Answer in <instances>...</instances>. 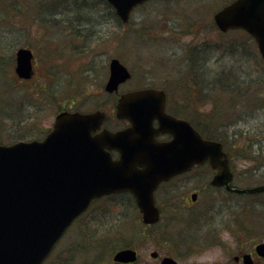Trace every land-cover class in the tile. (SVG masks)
Listing matches in <instances>:
<instances>
[{
  "label": "rangeland",
  "instance_id": "obj_1",
  "mask_svg": "<svg viewBox=\"0 0 264 264\" xmlns=\"http://www.w3.org/2000/svg\"><path fill=\"white\" fill-rule=\"evenodd\" d=\"M24 1L26 0H0V70L2 71L0 73V107L7 108L12 101H19L21 95V98L25 96L41 110L36 113V118L21 126L19 130L13 128L12 123L8 125V119L0 118V142L4 144L12 142L15 137L25 133L27 139L35 138L39 136V128L40 130L41 127L51 128L57 111L63 110L67 107L66 104H70L65 103L66 100L77 99L78 108L96 110L105 99L109 98L105 94L99 95V92L106 84L109 63L114 57L120 59L132 72L131 80L121 88L125 90L145 85L161 87L166 80L176 79L173 71L174 62L191 44L194 46L197 44L200 47L206 45L208 48L205 46V51H219V30L214 25L213 15L225 0L149 2L134 11L128 25L119 24V27L116 20L112 18L107 21L104 18L99 20L98 16L97 23L100 26L94 28L95 34L90 40L84 39L83 42L80 36L64 29L66 22L57 20L61 19V15L42 14L46 16V19L51 18L50 21H43L39 12H32L33 4L30 3V8ZM37 1L39 0H31L33 3ZM20 3L22 7L18 10L17 4ZM49 3L55 4V1L51 0L47 4ZM48 8L49 6L42 7L43 10ZM65 12L67 17L72 18L71 16L74 15L71 12ZM58 25L63 28V31L57 27ZM183 32L189 34L182 35ZM232 35L239 37L237 34ZM229 38L231 35L222 38L223 43H230ZM242 43L241 40L237 42V44ZM20 47L35 49L37 55V60L34 62L35 79L28 83L14 80L15 52ZM245 47L247 48L245 52L230 54L222 53L223 50H221L209 56L214 58L213 61L218 57V61L223 59L235 63L239 65V69L249 72L248 77L252 79V82L255 81L258 87L257 90L254 87L252 91L253 96L256 97L254 104L257 103V106L253 104L250 106L254 112L250 114L249 110L244 109L245 102L244 104L241 102L249 98L243 97V100L235 92H224L225 94L220 93L219 96L220 91L217 92L218 97L214 100L210 98L209 102L199 105L197 109L203 117L208 115L210 119H214V115L219 117L217 120L219 133L235 134L238 151L232 153V163L236 173L234 184L238 188L264 184V82H256L257 75L264 72V66L254 41L249 39ZM225 65L229 66L227 63ZM167 68L169 70H166ZM213 68L217 69V67ZM51 78L52 80L54 78L52 87ZM40 86L49 90L42 99L35 91ZM177 96L187 98V94L183 91L177 92ZM230 96H233L232 100H235H231L234 105L224 107L222 100L228 101ZM259 109L260 111L257 112ZM30 125H37L38 132L35 128L26 131ZM205 171L206 169L200 168L192 172L191 186L187 192L198 184L195 174ZM175 189L171 185L166 187V190H171L170 197L182 198V194H174ZM126 200L129 201V197L121 195L108 200L112 209L103 233L111 237H124L126 241L131 242L132 247L140 251L142 261L149 264L153 263L150 253L155 250L163 255L178 258L179 264L217 262L227 264L232 260L233 251L240 243L252 246L254 242L264 241V229L261 234H257L252 224L246 223L245 226L240 227V221L247 214L245 207L247 202L251 200L252 207H249L251 217L253 221H257L254 213L264 210V198L249 199L219 191V213L222 214L219 215V224L222 226L219 236L222 237L224 244L219 249L209 247L206 250H193L202 254H190V257L188 255L183 257L180 254L181 249L176 248L173 241H167L166 238H171L170 235L174 236L172 233L174 227L168 231L170 235L164 232L163 227L159 230L160 233L154 235V230L151 228L146 230L141 226V219L136 210L127 208ZM169 214L170 209H167V215ZM127 223L133 224V232L128 229ZM83 230H81L82 235H88L86 228ZM69 236L77 237V231L70 232ZM47 264H56V258L52 257Z\"/></svg>",
  "mask_w": 264,
  "mask_h": 264
},
{
  "label": "water",
  "instance_id": "obj_2",
  "mask_svg": "<svg viewBox=\"0 0 264 264\" xmlns=\"http://www.w3.org/2000/svg\"><path fill=\"white\" fill-rule=\"evenodd\" d=\"M123 23L135 7L148 0H106ZM222 32L243 29L256 41L264 60V0H234L214 15ZM31 50L17 51L16 72L32 75ZM131 77L114 58L106 91L115 92ZM117 115L130 120L124 131H103L92 136L104 119L92 114L61 113L53 131L43 141L0 146V264H42L73 221L91 201L103 195L130 191L147 224L159 220L154 192L162 181L208 161L217 170L212 184L227 186L236 193L264 192V185L231 189L230 171L223 145L202 136L184 120L165 112V93L145 89L125 94ZM174 136L168 143H156L152 121ZM120 152L114 161L105 149ZM141 167V168H138ZM264 256V243L256 248ZM153 256H155L153 254ZM132 249L115 256L119 262H135ZM245 264H252L250 255ZM162 264H177L167 258Z\"/></svg>",
  "mask_w": 264,
  "mask_h": 264
},
{
  "label": "flooded vegetation",
  "instance_id": "obj_3",
  "mask_svg": "<svg viewBox=\"0 0 264 264\" xmlns=\"http://www.w3.org/2000/svg\"><path fill=\"white\" fill-rule=\"evenodd\" d=\"M16 57H17V50L15 52V66H16ZM34 62L37 60L36 52L34 51ZM0 73L2 71L0 70ZM35 65L33 66L32 75L30 78H21L17 72L16 67L14 68V80L19 81L20 83H28L35 79ZM108 79V78H107ZM13 80V81H14ZM54 80V78H53ZM52 78L51 87L53 86ZM129 82V81H127ZM121 84L117 91L115 92H107L106 91V84L104 85L99 95L105 94L106 97H109L104 100L102 105H99L98 108L95 110H87V109H80L77 107L78 100H69L65 101V103H70L67 105L66 108L63 110L57 111L54 123L51 128H40L38 129L37 125H30L27 127L26 131H29L35 128L39 134V136H35V138L27 139V135L20 134L18 137L12 142L8 144H4L0 142V146H12L19 142H30V141H43L45 138L51 133L57 116L64 112L69 113H81L87 114L92 112H103L104 119L100 124L99 128L92 132V136H96L101 134L103 131H110L112 133L124 131L129 129L132 126L130 120L126 118H120L117 115V106L120 102V99L125 94L149 89L152 88L150 85L135 87L132 89H125L122 90V86L125 85ZM107 83V81H106ZM148 84V83H147ZM163 89V88H160ZM38 93L40 99L49 91L48 89L45 90L44 86H40V88H36L35 90ZM35 96V97H38ZM14 100V98H12ZM169 98L168 93L165 91V112L178 119V120H185L189 121L187 118L182 117L180 111V106L175 105L173 106L172 101ZM17 101V100H16ZM62 101V100H60ZM172 103V104H171ZM172 105V106H171ZM189 109V108H188ZM6 110V111H5ZM40 107L34 105L31 101H29L25 96L19 98V101L14 102L12 101L7 108L3 109L0 107V118L8 119V125L12 123V127L15 129L21 128V126L26 125L28 122H31L34 118L37 117L36 113L40 112ZM38 129V130H37ZM152 134L153 139L156 143H168L173 140L174 136L169 132H163L160 130V123L157 119L152 121ZM111 158L116 161L120 158V152L115 149H108L106 148ZM233 157L230 155V166L233 171V180L229 184L231 189H240L244 190L248 187L238 188L234 182L236 180V173L233 169L234 164L232 163ZM141 168V167H138ZM204 168L206 171L203 173H196V181L198 184L195 185V188L189 190L191 186V174L196 169ZM217 174L216 170H213L208 162L203 164H198L192 167L189 171H185L179 173L167 181L162 182L157 190L155 191V204L159 209L160 212V220L153 224V225H145L142 220V214L136 204V200L130 194L129 191H121L115 192L112 194H107L103 197L93 199L89 208L81 214L73 224L66 230L62 238L54 247L51 254L47 257L43 264H47L52 257L56 258V264H143L142 255L140 251L136 247L126 246L127 241L124 237H111L106 236L103 233V229L108 224V217L109 213L111 212L112 207L109 206L108 200L114 196H128L131 201L126 200V206L129 208V205L132 208L136 209L138 216L141 219V226L147 230V228H151L154 230V235L160 233L161 227L165 230V233H169L171 228H173L174 234L169 235L171 238H166L167 241H173L174 246L176 248L181 249L180 254L183 257H190L191 255H199L202 254L200 252H196L193 250H206L209 247H217L219 249L223 246L224 242L222 241V237L219 236V232L222 229V226L219 224V191L220 192H227V194H236L239 196H245L247 198L251 197H259L260 199L264 198V193L251 195L248 193H235L227 189V186H216L213 185V179ZM198 176V177H197ZM171 185L175 187L174 194H182V198H174L170 197V191L166 190V187ZM262 185V184H261ZM249 200L247 203L252 207V204ZM131 202V204H130ZM167 209H170L169 216L167 215ZM121 219V218H120ZM83 228H86L88 235H82ZM149 229V230H151ZM76 230L77 237H70L69 233ZM84 231V230H83ZM105 231V230H104ZM156 233V234H155ZM257 242H254L253 245L246 246L244 243H240L236 249H234L232 254V260L227 264H244V257L246 255H250L252 264H264V256H260L256 250ZM124 245V246H123ZM125 249H133L137 253V260L135 262H119L115 260V256L122 250ZM186 252H184V251ZM193 251V252H192ZM153 254L155 256H153ZM79 257L78 259H76ZM150 258H152V264H162L163 261L167 258H173L177 260L179 263L178 258H175L171 255H163L159 251H152L150 253ZM77 260V261H75ZM144 264H149L148 262H144ZM197 264V263H194ZM206 264V263H200ZM219 264V262L214 263Z\"/></svg>",
  "mask_w": 264,
  "mask_h": 264
},
{
  "label": "trees",
  "instance_id": "obj_4",
  "mask_svg": "<svg viewBox=\"0 0 264 264\" xmlns=\"http://www.w3.org/2000/svg\"><path fill=\"white\" fill-rule=\"evenodd\" d=\"M50 1L51 0L45 2L39 0L37 1V3H33L31 2V0H26L24 2L27 4V7H29L30 3H32L33 8H31L30 6L32 12H39L40 18H42L43 21H50L51 18L46 19V16H42V14H46L47 16L53 14L61 15V19L63 20V22H66V27H64V29L72 31L74 34H76V36H80L82 42L84 39H86L87 41L90 40L93 34H95L94 28L100 26L97 23L98 19L101 20L102 18H104V20L107 21L112 18L116 20V23L119 27L120 23L115 15L113 8L105 0H54L55 4H47ZM230 1L231 0H225L224 3H222V6L228 4ZM17 5L19 8L18 10H20L22 7L21 3ZM44 6H49V8L43 10L42 7ZM65 11H68L69 13L71 12L72 15L74 14L73 16H71L72 18L67 17V12ZM59 27L63 30L61 26ZM183 34L186 35L189 33L183 32L182 35ZM232 34H237L239 35V37ZM227 35H231V38H229L230 43L224 44L222 38L226 37ZM219 36V51H205L204 47L206 45L200 47L197 44H195V46L191 44L190 46H188L183 55L178 57L174 62V68L172 67L173 71L175 72L174 77L177 80H166L164 84L161 85V88H163L168 93L169 98L171 99L170 101L174 103H171L173 106H180V113L182 117L190 120L191 124L195 126V128L202 134L203 137L222 142L224 144L225 150L230 155H232L233 152L236 153L238 151V145L234 139L235 134L230 135L229 133H226V135L224 134V136L223 133H219V121H217L219 120V117H216L215 115L213 116L214 119H210L208 117L209 115L203 117L202 114L197 111V109H199V105L209 102L210 98L214 100L216 97H218L217 92L220 91L219 96L220 93L225 94L224 92H235L239 94L240 98H242L243 100V97L249 98L247 101L241 102L243 104L245 102L244 105L246 107L244 109L249 110L248 112H250V114L254 112H252L250 106L251 104L257 106V103L254 104L256 97H254L252 93L254 87H256V84L255 81L252 82V79L248 77L250 76L249 72H245L244 70L239 69V65H236L235 63H231L223 59H220L222 61H218V57H216L214 62V58H211L209 56L210 54L220 52L221 50H223L222 53L229 52L230 54H234V52L239 53L240 51L245 52L247 49L245 46L248 40L252 39L243 31H234L227 34H222L219 32ZM240 40L243 43L237 44V42ZM222 46H224V48H222ZM225 63H227L229 66L225 65ZM213 67H217V69ZM172 68H170V70H172ZM219 68H221V70H219ZM166 70H169V68H167ZM257 77L258 80H256V82H264V72H261L259 75H257ZM150 87H155V85H150ZM257 89L258 87H256V90ZM181 91L187 94L186 99L179 98L177 96V92ZM232 99L233 96H230L228 97V101H226L225 99L222 100L223 106L225 107L234 105V102L232 101L235 100ZM259 111L260 109L257 112ZM245 207L247 214L243 216L244 218L240 221V227H242V225L245 226L246 223H248L249 225L252 224L254 226L255 232L257 234H261L262 230L264 229V210L258 211L257 214L254 213L256 215L257 221H253L251 217V210L249 208L250 205H248L247 203ZM129 208H132V206L129 205ZM134 217L136 216L134 215ZM131 224L127 223V227L130 231L133 232L134 226L133 224L131 226ZM127 244L128 245L126 246H130L131 242L127 241Z\"/></svg>",
  "mask_w": 264,
  "mask_h": 264
}]
</instances>
